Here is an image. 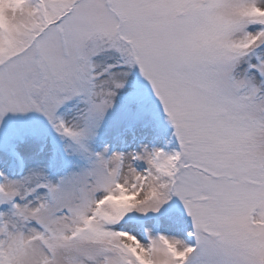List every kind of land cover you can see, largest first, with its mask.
<instances>
[{"label": "snow or ice", "instance_id": "1", "mask_svg": "<svg viewBox=\"0 0 264 264\" xmlns=\"http://www.w3.org/2000/svg\"><path fill=\"white\" fill-rule=\"evenodd\" d=\"M0 264H264V0H0Z\"/></svg>", "mask_w": 264, "mask_h": 264}]
</instances>
